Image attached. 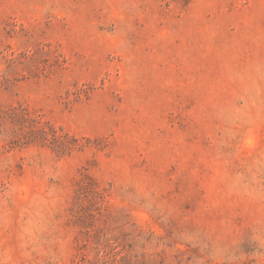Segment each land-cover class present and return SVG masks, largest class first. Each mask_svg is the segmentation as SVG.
<instances>
[{
	"label": "rangeland",
	"instance_id": "374dc122",
	"mask_svg": "<svg viewBox=\"0 0 264 264\" xmlns=\"http://www.w3.org/2000/svg\"><path fill=\"white\" fill-rule=\"evenodd\" d=\"M0 264H264V0H0Z\"/></svg>",
	"mask_w": 264,
	"mask_h": 264
}]
</instances>
